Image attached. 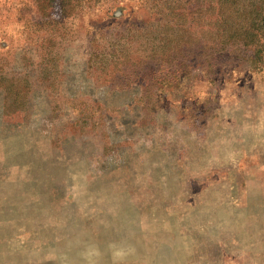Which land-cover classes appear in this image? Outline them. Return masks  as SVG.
I'll list each match as a JSON object with an SVG mask.
<instances>
[{
  "label": "rangeland",
  "instance_id": "1",
  "mask_svg": "<svg viewBox=\"0 0 264 264\" xmlns=\"http://www.w3.org/2000/svg\"><path fill=\"white\" fill-rule=\"evenodd\" d=\"M209 1L0 0V264H264V61L210 15L263 0Z\"/></svg>",
  "mask_w": 264,
  "mask_h": 264
},
{
  "label": "trees",
  "instance_id": "2",
  "mask_svg": "<svg viewBox=\"0 0 264 264\" xmlns=\"http://www.w3.org/2000/svg\"><path fill=\"white\" fill-rule=\"evenodd\" d=\"M207 0H187L184 6L179 9L172 8L171 14L167 15V18H171L178 13L181 14V18H187L195 16L200 18L202 16L203 9L207 7L205 11L209 12L210 4L208 0L207 6L203 4ZM233 0H220L218 3L221 7L228 5ZM170 12V13H171ZM232 21L229 23V11H225L222 8L216 12H211V20L217 18V22L213 20L211 24L212 29H216L219 32L220 40L218 43H214L212 47H221L227 45H240L243 48L253 53V59L255 63H261L264 61V0L260 2V5L253 6L249 9H239L231 7ZM227 20L225 26L224 21ZM217 25L219 28L215 27Z\"/></svg>",
  "mask_w": 264,
  "mask_h": 264
}]
</instances>
